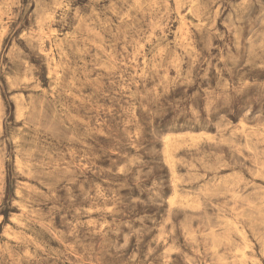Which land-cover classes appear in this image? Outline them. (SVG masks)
Returning a JSON list of instances; mask_svg holds the SVG:
<instances>
[{
  "label": "rangeland",
  "instance_id": "374dc122",
  "mask_svg": "<svg viewBox=\"0 0 264 264\" xmlns=\"http://www.w3.org/2000/svg\"><path fill=\"white\" fill-rule=\"evenodd\" d=\"M0 264H264V0H0Z\"/></svg>",
  "mask_w": 264,
  "mask_h": 264
},
{
  "label": "bare ground",
  "instance_id": "6f19581e",
  "mask_svg": "<svg viewBox=\"0 0 264 264\" xmlns=\"http://www.w3.org/2000/svg\"><path fill=\"white\" fill-rule=\"evenodd\" d=\"M167 142H169V141H167ZM168 145V144H167ZM166 146V145H165ZM172 148V147H171ZM169 157V156H168ZM167 158V157H166ZM174 196V195H173ZM175 196H176V194H175ZM186 199H187V197H186ZM173 201V200H172Z\"/></svg>",
  "mask_w": 264,
  "mask_h": 264
}]
</instances>
